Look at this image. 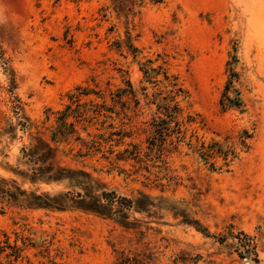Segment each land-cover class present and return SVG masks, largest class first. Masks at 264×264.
<instances>
[{"label": "rangeland", "instance_id": "1", "mask_svg": "<svg viewBox=\"0 0 264 264\" xmlns=\"http://www.w3.org/2000/svg\"><path fill=\"white\" fill-rule=\"evenodd\" d=\"M0 264H264V0H0Z\"/></svg>", "mask_w": 264, "mask_h": 264}, {"label": "trees", "instance_id": "2", "mask_svg": "<svg viewBox=\"0 0 264 264\" xmlns=\"http://www.w3.org/2000/svg\"><path fill=\"white\" fill-rule=\"evenodd\" d=\"M15 88L13 85L9 88V93L11 96L14 97V109L17 115H19V126H21L23 131H26L29 126V120L23 116V109L20 104V100L15 96L14 93ZM15 128L13 126H9L7 129H5L1 133V137L11 135L13 139L15 134ZM22 154H23V160L25 161V165H28L30 168L26 170V172H23L24 176L31 180L32 182L36 181H45V182H59L65 178H70V172H68L66 169H63L59 167L55 163L56 154L55 149L52 148V146L46 142L42 137L35 138V141L30 143L29 146H25L22 148ZM76 173V172H75ZM77 174L83 175L82 172H78ZM83 177H87L83 175ZM88 184L94 185L92 181H88ZM88 185L86 187V190L91 191L92 186ZM114 199L117 197L115 193ZM103 195H106L104 193ZM78 197H83L80 193L77 195ZM67 196L63 197H55L51 198L49 196H41L36 197L34 204L37 208H44V209H56L60 210L64 203H66ZM89 200L86 202L85 200H82L80 202L83 205V208H81L84 211L97 213V214H103V211H111L115 203L119 205L120 209L116 211L117 213L123 212V210L128 209L131 207L132 202L126 198H119V200H107V203L104 204L101 201V197L99 196L94 197L89 195ZM24 201H28V198L24 199Z\"/></svg>", "mask_w": 264, "mask_h": 264}]
</instances>
